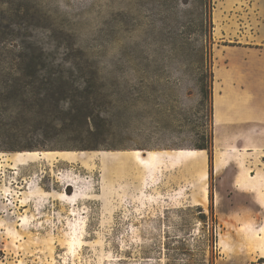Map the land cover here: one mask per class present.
<instances>
[{
  "label": "rangeland",
  "instance_id": "obj_1",
  "mask_svg": "<svg viewBox=\"0 0 264 264\" xmlns=\"http://www.w3.org/2000/svg\"><path fill=\"white\" fill-rule=\"evenodd\" d=\"M26 151L78 158L0 165V264H264V0H0V153Z\"/></svg>",
  "mask_w": 264,
  "mask_h": 264
},
{
  "label": "bare ground",
  "instance_id": "obj_2",
  "mask_svg": "<svg viewBox=\"0 0 264 264\" xmlns=\"http://www.w3.org/2000/svg\"><path fill=\"white\" fill-rule=\"evenodd\" d=\"M218 76L220 78H222L224 75L222 73L221 74L218 73ZM220 101H221L220 96L215 97V107L216 108H217V106H219ZM220 118H221V116H220ZM205 152H206V150H204V149L182 148V149H176L173 151H148L147 156H144L145 153L142 150L135 149L132 152H130L129 155H131V153H132L134 155L135 159L141 165H143L147 169H150V170L153 169L154 170L156 168H160V166L172 168L176 165H179L182 161H184V160L188 161L191 158H198L200 160V163H201L203 158H204ZM58 157L66 158V159H70V160H75L78 158V153L73 152V151H26V152L14 153L13 157H10V156L7 157V156H4L2 153H0V165H3V163L4 164L6 163V164H9L11 167H13L17 170V169H19L20 165H27L31 161H34L37 159H44V160L52 161L53 159H56ZM127 157H129V156H127ZM84 161L86 163H88L86 160H84ZM222 161H223L222 157L218 156V162L216 164L217 168L222 164ZM112 166H113V169H115V171L120 173L122 167H121V163L119 160L116 161ZM204 178H205V176H204ZM197 190H199V189H197ZM194 195H196V193H194ZM204 196L205 197L207 196V188H204ZM60 198H61V200L68 202V203H71V202L76 203L75 200L77 199L76 194H68L67 192L66 193L62 192ZM204 199L205 198L203 197V200ZM206 200H204V201H206ZM195 204H199V205L201 204V202L198 200V196H197Z\"/></svg>",
  "mask_w": 264,
  "mask_h": 264
},
{
  "label": "trees",
  "instance_id": "obj_3",
  "mask_svg": "<svg viewBox=\"0 0 264 264\" xmlns=\"http://www.w3.org/2000/svg\"><path fill=\"white\" fill-rule=\"evenodd\" d=\"M56 75H57V71H54L53 73L50 74V77H53V76H56ZM47 84H48V82L45 81V80L43 79V80H42V85L39 84V85L37 86L36 84L30 85V83H28V84H26V85L24 86V89H25L26 91L40 92V90H41L43 87H45V85H47ZM87 90H89L88 87H87ZM56 99L59 100L60 98L57 97ZM199 149H209V147H208V145H204V144H203V145L199 146Z\"/></svg>",
  "mask_w": 264,
  "mask_h": 264
}]
</instances>
